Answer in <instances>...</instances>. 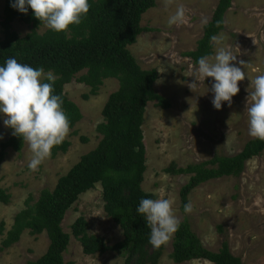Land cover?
<instances>
[{"label":"rangeland","instance_id":"obj_1","mask_svg":"<svg viewBox=\"0 0 264 264\" xmlns=\"http://www.w3.org/2000/svg\"><path fill=\"white\" fill-rule=\"evenodd\" d=\"M219 0H156V6L142 16L141 24L152 28L142 32L137 41L130 45L138 63L144 69L156 68L160 77L155 88L171 102L170 108L150 101L146 108L143 124L147 151V169L143 189L156 193V198L174 201V211L180 222L188 218L194 233L210 250L218 251L228 243L231 252L240 257L244 264H264V151L246 162L239 176H224L208 180L192 190L188 196L191 212L182 208L180 192L191 178V174H173L165 169L175 163L178 167L201 163L216 155L233 156L253 139L248 131V116L245 112L247 89L250 78L264 74V0H233L225 15V28L217 36L216 47H231L237 56L233 63L245 72L239 82L240 91L233 97L231 106L223 102L219 110L213 107L211 85L208 78L194 91L189 87L193 81L194 60L175 63L171 54L187 57L184 53L198 48L203 36L204 18L211 20ZM183 5L190 17L187 25H167L170 15ZM5 0H0V21L4 19ZM12 29L20 36L32 31L31 26L16 20ZM49 28L44 24L38 31ZM4 37L0 25V38ZM211 57V56H210ZM241 61H243L241 63ZM82 73V72H81ZM79 73L77 77L81 75ZM76 77V78H77ZM250 77V78H249ZM74 79L65 87L69 99L80 107L83 118L74 128H69L65 140L71 145L66 153H52L36 170L28 168L32 152L25 141L18 152L7 149L0 164V189L10 195L9 203L0 199V224L5 222L4 233H0V264H28L41 258L48 250L49 237L44 231L31 234L26 229L19 241L3 248L2 241L14 223L15 216L24 207L30 195L35 200L45 189H54L58 179L65 175L83 155L94 149L102 135L97 125L104 120L103 108L110 96L119 87L117 78H106L97 95H89L91 87ZM77 130V133L74 131ZM12 135L0 117V142ZM83 137L88 140L84 141ZM103 187L83 193L73 203L62 222L65 232L71 234V242L65 252V264H124L125 260L115 251L101 255H87L81 242L73 235L72 225L81 216L89 221L90 234L103 236L108 243L123 239V231L104 210ZM176 232L165 245L159 264H176L172 259ZM183 264H215L211 261L193 260Z\"/></svg>","mask_w":264,"mask_h":264},{"label":"trees","instance_id":"obj_2","mask_svg":"<svg viewBox=\"0 0 264 264\" xmlns=\"http://www.w3.org/2000/svg\"><path fill=\"white\" fill-rule=\"evenodd\" d=\"M232 2L218 1L198 40V48L185 52L187 57L195 62L201 56H212L214 46L210 37L224 30L225 15ZM89 3L90 10L81 23L71 25L66 31L48 29L40 34L38 29L45 23L36 18L30 8L26 14L21 13L11 7L10 0H5L4 19L0 21L4 33L0 38V64L15 57L18 62L43 67L45 72L51 70L56 76L54 93L63 99L69 128H74L83 118L80 107L65 91L66 85L79 73L82 72L77 81L91 87L86 98L97 95L106 78H117L119 87L110 94L103 108L104 120L97 125L102 135L98 145L61 176L53 190L43 189L37 200L29 196L7 231L2 247L19 241L26 229H31L34 235L45 231L50 241L47 252L28 264H65L64 254L71 234L65 232L62 222L73 203L99 183L103 187L104 210L122 229L123 239L111 244L103 236L90 234L89 221L81 216L73 223L72 233L81 242L84 253L101 255L115 251L124 258V264H159L165 245L155 248L149 243L150 229L136 209L142 197H157L142 185L147 169L143 130L146 108L150 101H156L163 108H170L171 102L156 91L159 71L142 68L129 48L142 32L152 29L142 26L141 21L143 14L156 6V0H89ZM16 20L31 26L32 31L20 36L12 29ZM83 140L88 139L83 137ZM24 143L21 137L13 134L0 142V164L9 147L20 152ZM70 145L69 140L63 139L51 149L52 156L66 153ZM263 151L264 140L253 138L236 155H216L186 167L172 163L165 171L191 174L180 192L184 210L193 189L211 179L239 176L246 162ZM0 199L9 203L10 195L0 189ZM4 229L2 221L0 233H4ZM171 256L176 264L202 259L215 264H244L226 242L218 251L208 249L194 233L188 218L180 222Z\"/></svg>","mask_w":264,"mask_h":264},{"label":"clouds","instance_id":"obj_3","mask_svg":"<svg viewBox=\"0 0 264 264\" xmlns=\"http://www.w3.org/2000/svg\"><path fill=\"white\" fill-rule=\"evenodd\" d=\"M165 3H171V0H165ZM10 4L25 14L30 8L36 18L56 32L81 23L90 10L89 0H10ZM202 22L207 24L208 19L204 18ZM189 23L190 17L183 5L178 6L167 20L169 27ZM210 41L213 46L220 44L217 35L211 36ZM171 59L175 63L190 62V58H180L175 52L171 54ZM236 59L230 46L216 47L214 56H201L194 62L190 76L193 81L189 87L194 91L198 84L213 78L210 89L213 107L219 110L223 102L231 106L233 97L240 91L239 82L245 79V72L233 63ZM55 80L51 70L45 72L43 67L18 62L15 57H9L0 64V117H3L4 126L12 129L14 136L28 143L33 154L27 165L31 170L41 165L51 149L60 144L69 131L68 117L62 107L63 99L54 93ZM247 91L245 112L249 135L264 140V74L250 78ZM262 200L264 196L257 197L258 203ZM173 205L174 201L169 198L142 197L137 206V213L150 229L149 243L155 248L169 241L179 228L180 220ZM184 210L191 212V203L185 204Z\"/></svg>","mask_w":264,"mask_h":264}]
</instances>
